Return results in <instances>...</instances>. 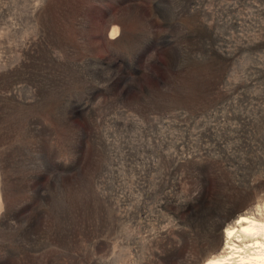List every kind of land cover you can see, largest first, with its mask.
Instances as JSON below:
<instances>
[{"label":"rangeland","instance_id":"rangeland-1","mask_svg":"<svg viewBox=\"0 0 264 264\" xmlns=\"http://www.w3.org/2000/svg\"><path fill=\"white\" fill-rule=\"evenodd\" d=\"M254 205L264 0H0V264H202Z\"/></svg>","mask_w":264,"mask_h":264},{"label":"bare ground","instance_id":"bare-ground-1","mask_svg":"<svg viewBox=\"0 0 264 264\" xmlns=\"http://www.w3.org/2000/svg\"><path fill=\"white\" fill-rule=\"evenodd\" d=\"M116 35L113 28L110 38ZM220 226L222 232L216 244L201 254L202 264H264V209L260 205L232 211Z\"/></svg>","mask_w":264,"mask_h":264}]
</instances>
